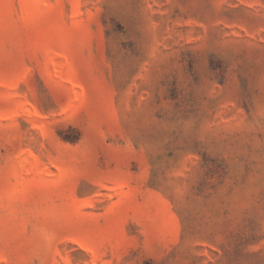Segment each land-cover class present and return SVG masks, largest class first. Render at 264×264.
I'll list each match as a JSON object with an SVG mask.
<instances>
[{"label": "rangeland", "instance_id": "374dc122", "mask_svg": "<svg viewBox=\"0 0 264 264\" xmlns=\"http://www.w3.org/2000/svg\"><path fill=\"white\" fill-rule=\"evenodd\" d=\"M0 264H264V0H0Z\"/></svg>", "mask_w": 264, "mask_h": 264}]
</instances>
